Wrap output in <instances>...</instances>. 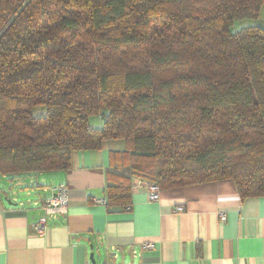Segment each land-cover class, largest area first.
Masks as SVG:
<instances>
[{"label": "trees", "instance_id": "16d2710c", "mask_svg": "<svg viewBox=\"0 0 264 264\" xmlns=\"http://www.w3.org/2000/svg\"><path fill=\"white\" fill-rule=\"evenodd\" d=\"M264 0H0V176L110 151L109 207L139 177L264 195Z\"/></svg>", "mask_w": 264, "mask_h": 264}, {"label": "crops", "instance_id": "0c3cea01", "mask_svg": "<svg viewBox=\"0 0 264 264\" xmlns=\"http://www.w3.org/2000/svg\"><path fill=\"white\" fill-rule=\"evenodd\" d=\"M125 149L123 139H108L101 149L76 150L54 184L42 183L43 172L4 183L0 264H92L91 251L97 264H264V195L242 197L233 179L162 189L156 201L132 188L127 208L101 202L110 151ZM61 183L69 184L68 208L39 231L43 200ZM34 186L43 187L40 199Z\"/></svg>", "mask_w": 264, "mask_h": 264}, {"label": "built area", "instance_id": "2783aa9c", "mask_svg": "<svg viewBox=\"0 0 264 264\" xmlns=\"http://www.w3.org/2000/svg\"><path fill=\"white\" fill-rule=\"evenodd\" d=\"M133 189L138 187L144 188L146 190L149 200H159L162 188L155 182L141 179L139 177L135 178L133 181ZM101 202H106L103 198ZM69 203V184L61 183L54 187L52 194L43 200L42 208L45 213L38 222L37 229L39 231H44L47 228L48 219L50 217L56 216L58 213L66 212ZM185 207L183 205H178L175 207V211H182ZM222 219H226V215L222 214ZM154 242H144L143 249L154 248Z\"/></svg>", "mask_w": 264, "mask_h": 264}, {"label": "rangeland", "instance_id": "374dc122", "mask_svg": "<svg viewBox=\"0 0 264 264\" xmlns=\"http://www.w3.org/2000/svg\"><path fill=\"white\" fill-rule=\"evenodd\" d=\"M248 25V24H260L262 26H264V8H262L261 10V14L258 18H245L243 20L238 21V25ZM119 140V139H117ZM58 173H60V171H45L42 173L41 176V181L43 184H54L57 179H58ZM12 182V180L8 177L4 178L3 176H0V189L1 188H5L4 187V183H7V185H10ZM32 188V187H30ZM35 189L36 192H34L33 190V195L36 197L39 196L40 199V193H44L43 192V187H33ZM8 192H11V189H9ZM27 189H24V194L25 196L27 195Z\"/></svg>", "mask_w": 264, "mask_h": 264}, {"label": "water", "instance_id": "95a60500", "mask_svg": "<svg viewBox=\"0 0 264 264\" xmlns=\"http://www.w3.org/2000/svg\"><path fill=\"white\" fill-rule=\"evenodd\" d=\"M7 200L10 203H14V202H12V200L10 198H7ZM90 259H91L92 264H97V258L95 256V251H91V253H90Z\"/></svg>", "mask_w": 264, "mask_h": 264}]
</instances>
